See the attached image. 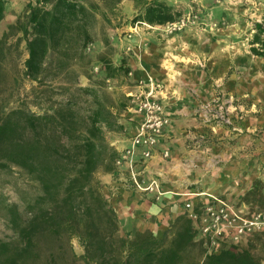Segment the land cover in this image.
Here are the masks:
<instances>
[{
  "label": "trees",
  "instance_id": "obj_1",
  "mask_svg": "<svg viewBox=\"0 0 264 264\" xmlns=\"http://www.w3.org/2000/svg\"><path fill=\"white\" fill-rule=\"evenodd\" d=\"M121 1L28 0L0 37V75L13 49L9 40L16 37L17 45L25 41L24 69L13 81L32 83L31 103L38 109L24 100L11 107L7 97L0 102V170L22 169L39 187L26 218L11 209L15 235L12 241H0V264H52L65 250L52 244L70 245L73 238L85 252L70 253L85 264H264V231L217 252H208L196 240L197 230L186 215L178 216L161 237L150 230L120 234L118 213L98 173L115 170L119 152L108 134L125 131L121 119L131 104L126 92L110 89L108 83L129 82L131 71L127 57L113 61L116 48L106 32L118 19ZM132 1L133 26L166 25L182 16L166 0ZM7 3L0 0V22ZM97 30L106 51L99 56V71L92 73L87 47L98 39ZM251 45L255 55L264 57V18L255 23ZM81 75L88 84H81ZM2 92L0 88V96ZM258 183L254 181L245 199L254 202L258 195L261 201ZM257 244L263 255L255 253Z\"/></svg>",
  "mask_w": 264,
  "mask_h": 264
},
{
  "label": "rangeland",
  "instance_id": "obj_2",
  "mask_svg": "<svg viewBox=\"0 0 264 264\" xmlns=\"http://www.w3.org/2000/svg\"><path fill=\"white\" fill-rule=\"evenodd\" d=\"M166 1L182 11V16L178 22L155 26L146 23H137L133 26L130 21L136 13L134 3L132 0L121 1L118 19L113 21V25L106 26V32L116 48L115 53L111 55L113 61L119 63L122 56L128 58L131 51L128 50L129 47L144 46L136 44V33L146 35L148 39L151 37L162 47V50L171 46L168 40L174 36L175 38H171L172 47L179 53V56L183 57V62L177 60L176 66L179 63H187L192 69L200 68L216 93L221 91V94L235 97L236 109L233 113L239 111V118H243L242 120L247 118L251 125L240 132L232 128L230 129L232 133L218 130V134L209 141L216 144L212 150L208 153L194 151L189 156L177 158L175 161L182 160L179 166L175 165V161L170 162L169 158L164 159L166 162L162 161L163 166L160 169L165 171L168 177L171 175L178 180L177 183H168L169 181L166 183L176 184V187L181 188L194 186L197 190L212 187L217 193L230 197L227 195L231 192V189L226 186L228 180H222L219 171L223 168L229 169L232 164L243 169V165L252 163L256 165L254 167H257L260 173L256 180L259 181L257 185L261 189L262 198L258 202L260 196L257 195L258 201L252 202L244 198L246 192L241 197V201L247 203L249 208L264 204V57L255 55L251 50L255 23L264 18V0ZM27 2L28 0H8L5 17L0 22V37L7 26L22 15ZM97 31L98 39L87 47V53L93 58L94 67L99 64L100 54L106 51L104 42L100 39L102 37L100 30ZM184 32L188 38L180 37L179 34ZM9 43H12L13 49L2 66L0 88L3 92L0 102L7 97L11 101V107L14 103L24 100L32 110L38 111L31 103L32 83L24 78L21 79L19 85L13 81V78L21 74L24 69V60L27 57L25 41L22 40L17 45L16 37H12ZM186 58L193 60L194 63L186 61ZM199 59L203 64H199ZM92 73L96 71L93 69ZM97 76L99 77V73ZM80 82L86 85L89 79L81 75ZM110 85V89L116 86V90L120 92L127 93L132 89L130 82L114 81ZM130 112L131 116H127L124 112L122 117L128 125L135 121L129 119L135 114L133 110ZM222 132L223 134H219ZM131 135L124 134V132L109 133L108 138L116 148L120 140L129 139L131 141ZM200 154L203 156L201 159H199ZM190 172L191 176L188 175ZM128 174L129 172L119 168L116 164L113 172L100 171L98 173V178L103 184V192L118 213L121 235L133 236L136 231L145 230H150L155 234L162 229L167 220L168 222L171 219L173 221L177 215H184V205L181 200L170 204L165 199L158 200L151 193L137 190L129 181H126L130 177ZM142 174L143 179L148 182L150 176L148 175L147 178L144 172ZM38 193V185L22 169L11 166L0 170V241L14 239L15 233L10 225L11 209L16 207L22 217L26 218L28 216L27 205L36 198ZM132 207H135L137 211L132 210ZM62 245L65 247L63 256L52 264H85L82 259L74 260L70 253V249L76 256H81L85 252L77 238L71 240L72 247L66 241H59L52 244V248L57 249ZM254 251L258 255H263L258 244Z\"/></svg>",
  "mask_w": 264,
  "mask_h": 264
},
{
  "label": "crops",
  "instance_id": "obj_3",
  "mask_svg": "<svg viewBox=\"0 0 264 264\" xmlns=\"http://www.w3.org/2000/svg\"><path fill=\"white\" fill-rule=\"evenodd\" d=\"M179 35L180 37L188 38L186 32ZM135 36L136 44H143L144 46L138 48L135 45V47H129L128 49L129 51L131 50L129 54L127 53L129 55L127 58L128 63L131 67L128 79L130 84H132V89L128 90L127 94H146L151 88L150 82H153L155 86L153 93L163 104L165 113L170 118V123L165 128L164 134L155 149L153 157L143 164L144 168L141 166L144 176L147 177L149 175L151 178H148L149 176L147 177L149 181L156 179L160 184V189L164 191V194H162L158 200L165 199V201L170 204L181 200L184 205V215L186 216L187 210L185 208V202L187 199H190L196 205H200L210 200V194L221 197L229 203L246 210L247 207L249 208V205L241 201V197L250 190L252 184L260 175L258 172L259 170L257 171V167H254L256 166L255 164L247 163L242 166L243 169L239 168L238 165L232 164L229 169L226 168L225 170V168H223L219 171L220 175H222V180H228L226 186L231 189V192L227 195H230V197L217 193L212 187H207L205 190H197L194 186L181 188L176 187V184L172 185L166 183V181H169L168 183H177L178 180L174 179L171 175L168 177L165 171L160 169L163 166L161 165L162 161L166 162L164 159L169 158V161L173 162L177 160V158L181 159L182 156H189L190 153L194 151L208 153L209 150H212L216 145L212 144L214 142L211 143L209 141L218 134V130L221 129L231 133L232 131L230 130V126L219 125L213 127L207 124L198 113V106L200 104L213 101L222 92L216 93V91L213 90L209 80L205 77L204 72H201L200 68L194 66L195 68L192 69L187 63H179L176 66V63H178L177 60L183 62V57L179 56V53L174 51L172 47V39L175 38L174 36L171 37L172 39L170 38V40H168L171 46H167V49H164L165 51L162 50V47H160L154 39H151V37L148 39L146 35L140 33H136ZM187 60L194 63L191 59L186 58V61ZM198 62L201 65L202 60L199 59ZM140 81H143V84H140ZM130 110L131 109L125 111L127 116L132 115V111L130 112ZM238 114L239 111H236L233 113V117L235 127H237L240 132L244 128H249L251 125H249L248 122L250 121L247 120V118L242 120L243 118H239ZM129 119L135 121L131 122L130 125L126 123L125 119H122L121 122L125 125L124 134H132L131 137H133L139 128L140 117L135 113ZM219 134H223V132ZM129 144V139L120 140L119 145L116 146L119 154ZM164 150H169L168 157L163 156ZM201 157L203 156L200 154L199 159H201ZM181 161L182 160L175 161V165H181ZM236 161H238V159ZM199 164H201V162H199ZM123 169L128 172L126 166ZM188 175L191 176L192 173L190 172ZM126 181L131 183L130 177H128ZM134 188L137 189L136 187ZM151 194L157 198L155 193ZM256 207H258V205L253 208ZM178 216L180 215H177L173 221L172 219L169 222L167 220V223L164 224L162 229H159L158 233H155L156 236L161 237L165 229H167L171 223H174ZM192 224L195 226L193 221ZM196 240L201 241L198 234Z\"/></svg>",
  "mask_w": 264,
  "mask_h": 264
},
{
  "label": "built area",
  "instance_id": "obj_4",
  "mask_svg": "<svg viewBox=\"0 0 264 264\" xmlns=\"http://www.w3.org/2000/svg\"><path fill=\"white\" fill-rule=\"evenodd\" d=\"M94 70L98 72L99 65H96ZM108 83L112 84V81L108 79ZM140 84H143V81H140ZM150 84L151 88L146 94H128L131 97L129 109L139 115L140 124L130 144L121 151L115 164L119 168L126 166L134 187L143 192L155 193L159 199L164 191L160 189L156 179L149 182L143 179L141 166L144 168L143 164L153 157L170 118L165 113L163 104L153 93L154 83ZM235 109L234 97L220 94L213 101L200 104L198 113L213 127L226 125L238 130L233 117ZM163 156L168 157L169 150H164ZM185 208L208 252L239 245L255 233L264 231V205L247 207L245 210L210 194V200L200 205L187 199Z\"/></svg>",
  "mask_w": 264,
  "mask_h": 264
},
{
  "label": "bare ground",
  "instance_id": "obj_5",
  "mask_svg": "<svg viewBox=\"0 0 264 264\" xmlns=\"http://www.w3.org/2000/svg\"><path fill=\"white\" fill-rule=\"evenodd\" d=\"M139 206V205H138ZM140 208V207H139ZM121 210V209H120ZM132 210H136L137 211V209L135 208V207H132ZM122 213V212H121ZM134 213H136V212H134ZM133 214V213H132ZM125 215H127V214H125ZM124 216V215H123Z\"/></svg>",
  "mask_w": 264,
  "mask_h": 264
}]
</instances>
